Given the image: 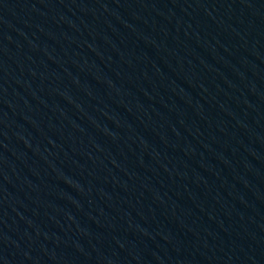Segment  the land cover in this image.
<instances>
[{
  "label": "water",
  "instance_id": "95a60500",
  "mask_svg": "<svg viewBox=\"0 0 264 264\" xmlns=\"http://www.w3.org/2000/svg\"><path fill=\"white\" fill-rule=\"evenodd\" d=\"M0 264H264V0H0Z\"/></svg>",
  "mask_w": 264,
  "mask_h": 264
}]
</instances>
